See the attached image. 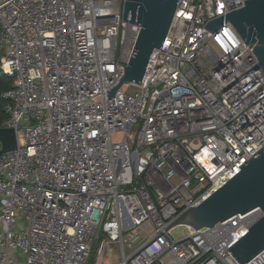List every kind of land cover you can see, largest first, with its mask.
Masks as SVG:
<instances>
[{
  "label": "built area",
  "instance_id": "1",
  "mask_svg": "<svg viewBox=\"0 0 264 264\" xmlns=\"http://www.w3.org/2000/svg\"><path fill=\"white\" fill-rule=\"evenodd\" d=\"M123 1L0 0V70L13 78L0 128L17 136L13 150L0 142V264H14L11 248L24 264H87L96 240L94 264L104 248L106 264H239L228 247L263 215L164 229L264 145L263 72L224 88L255 55L228 22L204 27L245 0H179L141 82L107 98L140 29ZM245 264H264V249Z\"/></svg>",
  "mask_w": 264,
  "mask_h": 264
},
{
  "label": "water",
  "instance_id": "2",
  "mask_svg": "<svg viewBox=\"0 0 264 264\" xmlns=\"http://www.w3.org/2000/svg\"><path fill=\"white\" fill-rule=\"evenodd\" d=\"M179 0H124L122 21L139 26L132 54L123 65L124 71L117 83L108 89L107 98L124 84H139L144 76L149 57L160 48L171 26ZM228 22L239 38L256 57L250 69H260L264 75V0H245L238 9L221 14L206 22L205 28L216 31ZM120 64V63H119ZM1 151L17 147V136L12 128H0ZM241 170L196 206L183 210L164 229L186 225L194 230L212 227L236 214L254 208L263 212L248 231L228 247L239 264H245L264 249V145L239 165ZM142 248L139 250L141 251ZM138 251V252H139Z\"/></svg>",
  "mask_w": 264,
  "mask_h": 264
},
{
  "label": "rangeland",
  "instance_id": "3",
  "mask_svg": "<svg viewBox=\"0 0 264 264\" xmlns=\"http://www.w3.org/2000/svg\"><path fill=\"white\" fill-rule=\"evenodd\" d=\"M127 88H128V86L127 87L124 86L122 89L125 91V90H127ZM23 218L24 217H22L21 219H23ZM17 228H19V229H25L24 226H23V224H22V221L21 220L18 221ZM185 233H188V228H187L186 225H176V226H174L171 229V236L173 238H177L180 235L185 234ZM104 237L105 236L104 235L102 236V234H101V238H104ZM99 241L100 240H96V242H95V244H94V246L92 248V254H91V256L93 255L94 251H95L94 257L96 256V249L98 247ZM109 252H110V249L109 248H104L103 255L101 257L102 260H101V263L100 264H106V262L108 260L107 258H108V253ZM126 252H128V251H126ZM9 254L12 257V259L14 261V264H24V258L22 256L21 251L18 248H11L10 251H9ZM111 254H112V256H111L110 260L113 263H116L118 261L119 257H120L119 256L120 255L119 248L116 247L115 245H113L111 247ZM91 256L89 257L87 264H94Z\"/></svg>",
  "mask_w": 264,
  "mask_h": 264
},
{
  "label": "trees",
  "instance_id": "4",
  "mask_svg": "<svg viewBox=\"0 0 264 264\" xmlns=\"http://www.w3.org/2000/svg\"><path fill=\"white\" fill-rule=\"evenodd\" d=\"M3 52H4L3 47L0 46V59L4 54ZM12 85H13V78L6 75V74H3L0 70V124L7 117V115L5 113L6 102L1 98V94L4 91L11 88ZM91 254H92V252H91ZM91 254H90V256H91ZM94 255H95V251H94L93 255L91 256L93 262L95 261Z\"/></svg>",
  "mask_w": 264,
  "mask_h": 264
}]
</instances>
